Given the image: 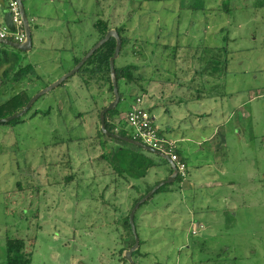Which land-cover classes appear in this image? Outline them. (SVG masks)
<instances>
[{"label": "rangeland", "instance_id": "374dc122", "mask_svg": "<svg viewBox=\"0 0 264 264\" xmlns=\"http://www.w3.org/2000/svg\"><path fill=\"white\" fill-rule=\"evenodd\" d=\"M32 8V50L3 47L18 63L33 64L40 78L15 83L13 92L26 87L34 95L71 70L74 56L97 40L96 19H108L113 28L128 25L130 48L116 64L148 65L146 80L119 86L126 94L119 108L149 110L186 157V176L164 184L136 211L135 262L264 264V0H34ZM39 32L61 48L43 55ZM227 41L221 52L204 51ZM133 43L144 55L132 53ZM220 54L228 66L220 79L209 80L208 62L215 64ZM80 79L74 74L40 96L24 122H0V263L9 236L35 242L27 246L31 264L122 259L134 241L124 222L133 200L169 176V161L148 151L157 165L145 177L111 185L107 162L100 164L92 148L96 111L76 126L77 112L103 105L111 94L96 82L81 88ZM197 88L208 98H196ZM4 89L0 101L13 93ZM124 127L135 136L133 126ZM82 133L92 137L88 145L66 140ZM71 174L75 180L66 184L63 177Z\"/></svg>", "mask_w": 264, "mask_h": 264}, {"label": "trees", "instance_id": "16d2710c", "mask_svg": "<svg viewBox=\"0 0 264 264\" xmlns=\"http://www.w3.org/2000/svg\"><path fill=\"white\" fill-rule=\"evenodd\" d=\"M144 1H154V2H160V1H169V0H144ZM130 21V18H129ZM127 21V23L129 22ZM32 23V22H31ZM94 31L97 35V41H99L101 38L105 36L108 30L112 29L113 26L110 25L108 19L104 18H98L93 22ZM128 25H121V26H115V29L118 31L119 35L122 38V48L120 54H124L129 50V44L131 43V37L128 34ZM24 28V27H23ZM223 31V29L221 30ZM228 38V35L226 36ZM225 37V39H226ZM229 41V39H228ZM224 46H217V45H207L204 46L205 52L212 53L215 49H218L219 52H221L222 49L227 48V44ZM95 42V43H96ZM134 43L132 44V53L137 55H144V50H135ZM166 47V46H165ZM191 47V46H190ZM116 48V39L110 38L107 42H105L98 50L95 51V53L82 65V67L76 72L75 75L80 76V82H81V88L88 89L91 87L92 82H96L100 85L98 87L102 89V86L107 85L108 91L110 92V98L109 101L104 103L101 106L96 105V107L91 108L87 111H80L76 113V119L78 120L76 122V126H85V122L87 120V115L90 114V112L94 113L96 111L97 119H98V129L95 130L94 134L91 135L93 137L92 144L94 145L92 148H97L96 152L99 151L100 153L97 155L96 159L99 160L100 164L104 163L105 161L107 164L106 168H109L110 171L108 174L110 176L109 181L111 182V185L117 183L118 179H123V181H132L133 179H140L147 175L148 170L154 166L157 165V162L155 159L148 155V151L143 149L142 147L136 146L134 144L125 142L121 139L113 138L111 136H107L101 129V123H100V111L108 105L110 101L114 99V91H113V83L111 78V70H110V58L114 54ZM194 48V46H193ZM87 53L85 51L84 55ZM126 54V53H125ZM83 55V56H84ZM83 56H74V62L75 65L81 60ZM222 55H216V58L219 60H215V64H212L211 62H208V66L212 69L211 72H208L206 74L208 77H210L209 80H216L220 79L221 74H219L221 67L226 68V65L228 66L229 59L226 57L223 61L221 60ZM15 60V61H14ZM19 58L15 57L12 52H10L8 49L3 47V44H0V87L4 86L7 89L11 88L10 90L13 92V85L15 83H21L24 80H32V77H36V79L40 78V76L36 73V69L33 66V64H21L18 63ZM145 62V61H144ZM9 65V66H8ZM148 64L144 63L143 65L137 63V62H128L124 65H117L115 61V71L116 76L118 80V87L124 82L126 85L129 83L131 84H138L144 80H146V67ZM213 65V66H212ZM152 80V79H151ZM155 81H158L154 79ZM68 80H65L61 85L66 84ZM160 81H167V79H160ZM205 88V87H204ZM196 90V89H195ZM5 89L1 92L0 95L6 94ZM10 92V91H9ZM200 92H202L201 89L197 88L196 98L201 99L202 96L200 95ZM119 93H120V102L124 98V94L119 87ZM8 96V95H7ZM33 95L28 94V88H21L20 90H16L12 94H10L9 97H7L4 100L0 101V118L7 117L13 114L18 113L21 111L25 105L28 103V101L31 99ZM208 96V94H207ZM207 96H204L202 99H205ZM139 98V97H138ZM137 98V99H138ZM208 98V97H207ZM119 102V104H120ZM35 104V103H34ZM33 104V105H34ZM119 104L112 110H109L105 114V123L106 128L108 131L112 133H117L122 136L131 137L137 140L141 139L138 136H130L125 127L124 123H128L127 119V112H123L119 108ZM60 108V107H59ZM147 110V109H146ZM50 109L48 110V112ZM149 111V110H147ZM150 112V111H149ZM38 114V111L35 110L33 112V115ZM124 114V117L122 116ZM151 114V113H150ZM26 120L25 116L15 119L14 121L9 122L11 125L18 124L21 122H24ZM14 123V124H13ZM74 128V127H73ZM71 128H68L67 131H69ZM158 133L160 136L165 137V135L160 132V129L158 128ZM87 135L77 134L76 137H68L67 141H75L77 145L87 144L89 143L90 139L92 138ZM118 140L120 143H111L113 140ZM59 143V142H58ZM69 148V147H68ZM91 148V149H92ZM69 150V149H68ZM69 153L70 157V150L67 151ZM66 152V153H67ZM174 152L178 154L179 160L183 163H185V175L182 176L181 173H178V176L176 179H182L186 176V170H187V160L186 157L181 153L178 149H174ZM70 162V159H67L66 165L70 167L68 164ZM105 171L104 169H102ZM172 173V168L170 169L168 175ZM74 174L64 176L63 181L66 184H69L70 182L74 181ZM160 181H156L154 184H149L146 188V191L141 193L137 198H135L131 204V207L125 217V226L128 230L129 234L133 236L131 225L129 223V214L132 209V207L136 204L137 201H139L146 193H148L155 185H157ZM110 182L109 184H106L104 189L108 190L110 188ZM162 188V187H161ZM161 188H159L157 191H159ZM156 191V192H157ZM134 240V237H133ZM134 244V241L132 245ZM35 246V242H29L24 238L21 237H8L6 239V258L5 261L0 264H31L32 263V251L27 250V246ZM131 245V246H132ZM130 246V247H131ZM124 250V249H123ZM122 250V251H123ZM139 251L137 249L133 253V258L135 257V254ZM135 264H139L136 263ZM163 264V263H159Z\"/></svg>", "mask_w": 264, "mask_h": 264}, {"label": "water", "instance_id": "95a60500", "mask_svg": "<svg viewBox=\"0 0 264 264\" xmlns=\"http://www.w3.org/2000/svg\"><path fill=\"white\" fill-rule=\"evenodd\" d=\"M18 5H19V10L21 13V18L23 20V25H24V32H25V40L21 43L12 41L11 39L7 38H0V44L3 45H9L13 48L19 49L21 51H30L33 48V42H34V36L35 34L33 33L32 30V25L30 20H34L33 17H29V13L26 10L25 3L23 0H17ZM11 13L9 10L5 11L3 21L9 27L11 30H13L14 25L11 22ZM37 35H41L39 32ZM36 35V36H37ZM110 38H115L116 39V48L114 54L110 58V70H111V78H112V83H113V91H114V99L100 111V123H101V129L102 131L107 135L111 136L113 138L121 139L125 142L134 144L136 146L142 147L143 149L154 153L156 155H159L169 161L171 168H172V173L164 180L160 181L157 185H155L148 193H146L139 201L136 202V204L132 207L130 214H129V223L131 225L133 237H134V244L129 247L128 249H125V252L123 254V258L128 262V264H135V260L133 258V253L139 249L140 247V241H139V236L136 231V225H135V214L137 209L140 207L142 203H144L150 196H152L159 188H161L164 184L168 182L174 181L177 176H178V167L177 164L172 161L171 157L163 153L162 151L156 150L149 145H146L140 140L127 137V136H122L117 133H112L107 130L106 128V119H105V114L107 111L114 109L120 102V93H119V87H118V80L116 76V71H115V61L119 57L121 48H122V38L119 35L118 31L115 28H112L107 31L105 36L101 38L99 41H97L88 51L87 53L81 58V60L68 72L63 74L60 78L57 80L53 81L52 83L48 84L46 87L43 89L39 90L37 93H35L31 99L28 101V103L25 105V107L19 111L16 114L7 116V117H2L0 118V122H10L14 119L20 118L23 116L25 113H27L32 105L35 103V101L42 95L48 93L54 88H57L60 86L65 80H67L69 77L73 76L76 74V72L82 67V65L95 53L96 50H98L105 42H107Z\"/></svg>", "mask_w": 264, "mask_h": 264}, {"label": "built area", "instance_id": "2783aa9c", "mask_svg": "<svg viewBox=\"0 0 264 264\" xmlns=\"http://www.w3.org/2000/svg\"><path fill=\"white\" fill-rule=\"evenodd\" d=\"M7 9L11 13L14 23V29L9 30L7 27L0 26V38H8L15 42H23L26 38L24 32L23 20L19 10L17 0H5ZM32 22V21H30ZM140 102V98L137 99ZM128 123L135 128V135L138 136L143 143L150 147L168 154L172 161L177 164L178 171L182 176L185 175V163L179 160L178 154L174 152L176 141L160 136L158 127L154 124V117L141 106H132L127 112Z\"/></svg>", "mask_w": 264, "mask_h": 264}, {"label": "crops", "instance_id": "0c3cea01", "mask_svg": "<svg viewBox=\"0 0 264 264\" xmlns=\"http://www.w3.org/2000/svg\"><path fill=\"white\" fill-rule=\"evenodd\" d=\"M33 1L34 0H23V2L25 3V7H26V10L28 9L29 11L31 10L32 8V5H33ZM30 7V8H29ZM32 9H36L35 7H33ZM8 10L7 9V2H5V0H0V26H4V27H7V25L4 23L3 21V17H4V14H5V11ZM32 12V11H31ZM66 13V12H65ZM69 14V13H68ZM52 17V16H51ZM53 18V17H52ZM51 18V19H52ZM74 18V17H73ZM72 20L71 17H69L68 21L70 22ZM3 24V25H2ZM8 29H10L9 27H7ZM38 39V40H37ZM36 40H37V48L39 49V52H41L43 55L46 54V51L50 50V51H54L55 48L56 50H59L61 48L60 44L56 45V46H50L49 42L47 40H45V37L42 36V35H37L36 36ZM63 41H65V43H67V39H60L58 40L59 43H62ZM64 47V46H63ZM67 47H65L66 49ZM122 108V107H121ZM121 111L125 112L128 111L129 108H125V109H121ZM165 130V129H164ZM168 130V129H166ZM165 130V131H166Z\"/></svg>", "mask_w": 264, "mask_h": 264}, {"label": "flooded vegetation", "instance_id": "af4514ba", "mask_svg": "<svg viewBox=\"0 0 264 264\" xmlns=\"http://www.w3.org/2000/svg\"><path fill=\"white\" fill-rule=\"evenodd\" d=\"M121 256H122V251H121ZM125 263H126V260H124V258L119 259L118 261H115L114 256H112L109 263H107V264H125Z\"/></svg>", "mask_w": 264, "mask_h": 264}, {"label": "clouds", "instance_id": "9594fccd", "mask_svg": "<svg viewBox=\"0 0 264 264\" xmlns=\"http://www.w3.org/2000/svg\"><path fill=\"white\" fill-rule=\"evenodd\" d=\"M30 21H33V20H30ZM14 29V28H13ZM9 30H11V29H9ZM8 39V38H7ZM13 41V40H12ZM19 43V42H18Z\"/></svg>", "mask_w": 264, "mask_h": 264}]
</instances>
